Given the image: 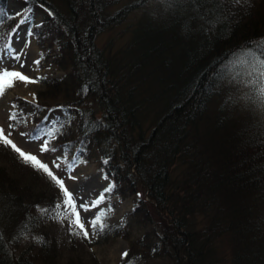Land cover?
<instances>
[{"label":"trees","instance_id":"16d2710c","mask_svg":"<svg viewBox=\"0 0 264 264\" xmlns=\"http://www.w3.org/2000/svg\"><path fill=\"white\" fill-rule=\"evenodd\" d=\"M24 2L50 11L33 32L64 72L41 80L37 104L23 101L41 113L32 133L79 156L96 149L111 193L135 196L128 222L146 231L119 264H264V105L240 67L264 42V0H65L64 11ZM7 3L0 52L23 20ZM133 12L117 41L99 44ZM22 177L0 162V264H86L61 263L49 229L58 191ZM126 225L107 226L97 242L129 238Z\"/></svg>","mask_w":264,"mask_h":264},{"label":"rangeland","instance_id":"374dc122","mask_svg":"<svg viewBox=\"0 0 264 264\" xmlns=\"http://www.w3.org/2000/svg\"><path fill=\"white\" fill-rule=\"evenodd\" d=\"M65 0H54L55 7L58 11L65 10L62 2ZM24 0H8L7 11L23 18L21 24L12 35L10 43L0 52V69L17 70L31 78H41L38 83L24 84L15 82V86L6 90L3 97H0V126L6 132H11V139L24 151L35 154L42 162L47 163L53 173L65 181V186L74 194L77 204V211L80 212L82 222L85 223L86 229L90 234L93 233L91 220L97 215L105 213L103 218L107 226H124V230L129 232V238L121 233L118 236L111 235L108 239L99 238V231L86 239L83 235H73L72 232L77 230L76 226L71 224V219L67 216L61 218L54 214L49 223L50 231L57 237L60 245V260L65 263L70 257H82L86 264H119L123 254L128 251L131 241L141 236L146 228L141 227L133 222H128V214L133 209L135 196L122 198L119 194H112L113 182L109 179L101 167L100 157L96 149L85 151L86 156L76 155V150L67 152L64 147H56L53 143H48L46 133L34 135L31 128L36 122L34 116H41L39 108L36 105H24L23 101L38 103L37 93L44 88L42 79L47 77H60L63 71L54 62L53 56L46 59V51H43L38 44V38L34 35L32 28L39 24L47 14L42 6L35 9H27ZM65 4V3H64ZM136 12H133L127 22L115 27L111 31L104 32L99 36V44L103 45L109 41L115 42L127 26L137 20ZM16 57H19L17 59ZM39 60V65L34 61ZM21 64L24 66L21 67ZM35 94V99L33 98ZM15 106V107H14ZM17 113V119L13 121L11 114ZM62 112L61 109L55 110L48 114L47 120L54 119L57 114ZM23 133V135H22ZM49 144V150L41 151L42 146ZM0 162L4 164L15 175L20 172L24 175L25 185L32 183L38 191H45L47 188L54 187L58 191L56 203L61 205L60 211L65 210L63 205L64 196L59 186L55 184L45 173L31 170L21 164V159H17L18 154L9 146L0 144ZM12 151L11 154L10 152ZM75 161V166L68 168L69 162ZM59 164L57 168L55 165ZM32 169H35L32 167ZM111 188V191H105ZM105 196L104 201L92 206L93 201L99 196ZM81 204L88 205L85 211L80 207ZM33 236H27L22 240V247L32 241ZM27 244V245H26ZM228 248V247H226ZM228 249H225L227 251ZM131 264H172L167 257L142 259L137 257Z\"/></svg>","mask_w":264,"mask_h":264},{"label":"snow or ice","instance_id":"6c2138e0","mask_svg":"<svg viewBox=\"0 0 264 264\" xmlns=\"http://www.w3.org/2000/svg\"><path fill=\"white\" fill-rule=\"evenodd\" d=\"M207 23L210 26L215 25V21L209 20ZM243 60L240 62V67L244 69V72L241 75H246L248 79L246 80V84L252 91L253 96L256 101L261 105H264V42H261L256 49L251 51H245L243 54ZM19 59V57H16ZM35 64L39 65L40 61H34ZM24 65L21 64V67ZM41 78H31L28 75L17 71V70H9V69H0V97H3L6 93V90L11 89L15 86V82H23L24 84H35L40 81ZM33 98L35 99V94H33ZM15 107V106H14ZM13 121L17 119V113L13 112L10 117ZM53 133H48V135H52ZM12 133L6 132L5 129L0 126V144L4 146H9L12 150H14L19 157L26 163L35 168L38 171H42L45 173L52 181L55 182L56 185L59 186L60 190L63 193L64 201L63 205L65 206V210L63 212L60 211L61 205L57 204L55 206L56 216L57 217H69L71 219V224L76 226L75 231L72 232L73 235H83L84 238L90 239L92 234L96 232H102L105 230L107 225L104 223L103 218L105 217V213H101L97 215L93 220H91V225L93 228V233L90 234L89 231L85 227V223L82 222L81 214L77 211L76 200L74 199V194L69 190L68 187L65 186V181L61 178H58L49 167L47 163L41 161L37 155L24 151L21 147H19L10 137ZM23 135V133H22ZM49 150V144L45 143L41 151ZM57 168L60 167L59 164L55 165ZM68 168L71 169L75 166V161L69 162L67 164ZM105 191L110 192L111 188L106 189ZM105 196L101 194L99 198L93 201L92 206L100 204L104 201ZM81 208L85 211L88 210L89 206L81 204ZM47 211V210H44ZM38 241L40 238H37ZM125 257L128 256V253L125 252L123 254Z\"/></svg>","mask_w":264,"mask_h":264},{"label":"bare ground","instance_id":"6f19581e","mask_svg":"<svg viewBox=\"0 0 264 264\" xmlns=\"http://www.w3.org/2000/svg\"><path fill=\"white\" fill-rule=\"evenodd\" d=\"M44 10H47V8H45ZM47 11H48L47 13L50 12L49 10H47ZM46 15H47V14H46ZM45 17H46V16H45ZM45 17H44V18H45ZM42 21H43V20H42ZM42 21H41L40 23H42ZM40 23H39V24H40ZM36 25H37V24H36ZM34 27H35V25H34ZM34 27L32 28V31H33Z\"/></svg>","mask_w":264,"mask_h":264}]
</instances>
